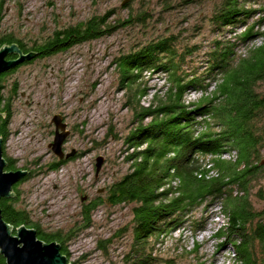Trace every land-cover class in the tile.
<instances>
[{
    "label": "rangeland",
    "instance_id": "obj_1",
    "mask_svg": "<svg viewBox=\"0 0 264 264\" xmlns=\"http://www.w3.org/2000/svg\"><path fill=\"white\" fill-rule=\"evenodd\" d=\"M220 2L0 0V36L13 33L28 46L43 41L57 29L93 16L107 15L112 27L106 36L22 64L4 81L6 96L13 87L18 89L12 102L9 136L3 143L4 157L14 161L16 170L29 172V178L13 190L18 198L16 206L26 210L30 223L45 232H77L67 243L72 264H128L126 258L134 240V205H113L106 200L107 188L130 169L126 157L133 148L125 138L135 126L129 97L120 83L117 58L149 41L171 35L178 49L187 51L188 70L206 69L208 53L216 40H230L238 45L236 63L252 55L253 49L264 44V38L254 36L242 42L239 37L252 24L255 33L264 32V0H249L247 5L256 12L246 22L222 29L211 20ZM167 78L161 72L144 73L139 81L149 95L140 104L148 106L153 95L163 96L169 85ZM216 83L210 82L206 95ZM256 88L264 93V81ZM202 95L192 91L185 99L187 103L194 102ZM56 115H61L68 125L70 134L63 148L66 154L73 155L63 159L65 163L59 169L52 170L51 163L60 161L49 148L55 135L52 120ZM211 124L216 127L213 119ZM99 157L104 163L97 176ZM226 158L235 159L233 154ZM258 159L256 162L264 166V149ZM248 196L255 209L264 210V169L250 183ZM93 201L100 204L91 212L88 224L83 211ZM226 221L220 206L204 204L190 213L180 228L159 240L153 237L150 246L161 264H231L233 248L230 244L221 246L225 238L217 236ZM196 243L199 249L194 253Z\"/></svg>",
    "mask_w": 264,
    "mask_h": 264
},
{
    "label": "trees",
    "instance_id": "obj_2",
    "mask_svg": "<svg viewBox=\"0 0 264 264\" xmlns=\"http://www.w3.org/2000/svg\"><path fill=\"white\" fill-rule=\"evenodd\" d=\"M248 2L221 0L212 15L213 24L222 29V26L246 22L256 12ZM2 20L3 3L0 4V26ZM107 20V15L93 16L57 29L32 46L13 33L3 34L0 48L16 43L24 53H38L22 64L32 63L37 58L53 56L106 36L112 28ZM254 28L255 24L250 25L239 40L264 38V32L255 33ZM176 42L173 35L161 37L120 55L116 61L135 126L125 138L133 148L126 157L130 169L107 188L106 200L113 205H134V240L126 261L161 264L160 257L154 255V247L150 246L151 239L159 240L180 228L187 216L204 204H216L227 217L217 236L225 238L221 246H232L231 264H264V210L255 209L248 196L250 183L264 169L256 162L264 149V93L256 88L264 81V44L236 63L238 45L230 40H216L208 53L206 69L198 72L185 68L187 51H180ZM21 65L0 75L3 143L9 136L12 102L18 94L15 86L6 96L4 81ZM154 72L167 74L168 88L161 97L153 95L148 106L141 105L140 100L149 92L139 80L144 73ZM212 80L217 81L215 89L206 95ZM192 91L203 95L198 101L187 103L185 97ZM210 119L216 122L217 129L212 128ZM227 154H233L235 159H227ZM6 160V170L17 169L12 159ZM64 163L65 160L54 161L50 167L57 170ZM17 199H1L4 220L15 232L22 225L36 229L39 239L57 241L62 253L68 255L67 243L77 232L73 229L67 233L45 232L30 223L29 213L16 206ZM99 204L100 201H93L85 207L83 212L88 224L91 212ZM198 249L196 243L194 253ZM0 264H7L1 253Z\"/></svg>",
    "mask_w": 264,
    "mask_h": 264
},
{
    "label": "water",
    "instance_id": "obj_3",
    "mask_svg": "<svg viewBox=\"0 0 264 264\" xmlns=\"http://www.w3.org/2000/svg\"><path fill=\"white\" fill-rule=\"evenodd\" d=\"M38 53H24L18 44L3 45L0 48V75L8 72L26 61L36 57ZM16 55L15 58H8ZM6 114V112H5ZM5 114H2L5 118ZM52 122L55 125V135L49 148L59 160L68 159L73 154H66L64 143L70 131L63 122L61 115H56ZM104 159L99 157L96 164L98 176ZM8 163L4 157L3 139L0 137V201L2 198H13L14 186L25 179L27 170H6ZM0 253L5 257L7 264H72L66 254L62 253V246L57 241L45 242L38 238L36 229L22 225L16 229L8 224L3 217L0 206Z\"/></svg>",
    "mask_w": 264,
    "mask_h": 264
},
{
    "label": "flooded vegetation",
    "instance_id": "obj_4",
    "mask_svg": "<svg viewBox=\"0 0 264 264\" xmlns=\"http://www.w3.org/2000/svg\"><path fill=\"white\" fill-rule=\"evenodd\" d=\"M29 174V173H28ZM28 176V175H27ZM26 178V177H25ZM20 183V182H19ZM19 183H17L16 185H18ZM15 187V186H14ZM3 199V198H2ZM16 233V232H15Z\"/></svg>",
    "mask_w": 264,
    "mask_h": 264
}]
</instances>
